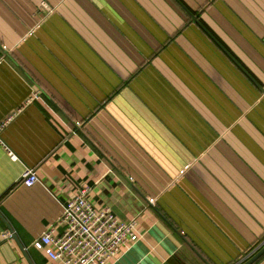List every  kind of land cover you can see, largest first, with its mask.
I'll use <instances>...</instances> for the list:
<instances>
[{
  "label": "crops",
  "instance_id": "crops-1",
  "mask_svg": "<svg viewBox=\"0 0 264 264\" xmlns=\"http://www.w3.org/2000/svg\"><path fill=\"white\" fill-rule=\"evenodd\" d=\"M10 117L0 264H63L33 242L85 186L138 219L109 264H242L263 246L264 0H0Z\"/></svg>",
  "mask_w": 264,
  "mask_h": 264
},
{
  "label": "built area",
  "instance_id": "built-area-1",
  "mask_svg": "<svg viewBox=\"0 0 264 264\" xmlns=\"http://www.w3.org/2000/svg\"><path fill=\"white\" fill-rule=\"evenodd\" d=\"M41 6L51 11L46 2H42ZM39 93L35 92L28 103L38 98ZM11 119L12 117L0 121V143L3 145L2 133ZM8 151L16 159V155L11 150ZM39 181L33 168H27L21 178L22 184L26 186H33ZM90 191L91 188L85 186L65 203L56 224H52L36 238L33 246L45 251L52 260H59L63 264H109L124 246L140 239L137 217L122 220L111 208L97 207L89 197ZM58 227H62L63 232L56 235ZM13 238L14 232L7 230L0 239V246Z\"/></svg>",
  "mask_w": 264,
  "mask_h": 264
},
{
  "label": "water",
  "instance_id": "water-1",
  "mask_svg": "<svg viewBox=\"0 0 264 264\" xmlns=\"http://www.w3.org/2000/svg\"><path fill=\"white\" fill-rule=\"evenodd\" d=\"M263 257H264V244H263V246L261 248H259L255 252V254H253V256H251V258H249L248 260H246L242 264H255Z\"/></svg>",
  "mask_w": 264,
  "mask_h": 264
}]
</instances>
